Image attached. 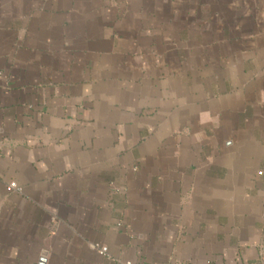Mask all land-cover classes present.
Instances as JSON below:
<instances>
[{
  "label": "crops",
  "instance_id": "1",
  "mask_svg": "<svg viewBox=\"0 0 264 264\" xmlns=\"http://www.w3.org/2000/svg\"><path fill=\"white\" fill-rule=\"evenodd\" d=\"M123 263L264 264V0H0V264Z\"/></svg>",
  "mask_w": 264,
  "mask_h": 264
},
{
  "label": "built area",
  "instance_id": "2",
  "mask_svg": "<svg viewBox=\"0 0 264 264\" xmlns=\"http://www.w3.org/2000/svg\"><path fill=\"white\" fill-rule=\"evenodd\" d=\"M9 190H13V191L18 190V187H17L16 183H11L10 186H9ZM100 253H101L102 255H106V254L108 253L107 248L102 247V248L100 249ZM123 264H132V263H123Z\"/></svg>",
  "mask_w": 264,
  "mask_h": 264
}]
</instances>
